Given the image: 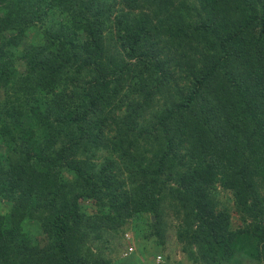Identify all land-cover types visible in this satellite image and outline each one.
<instances>
[{
  "label": "trees",
  "instance_id": "1",
  "mask_svg": "<svg viewBox=\"0 0 264 264\" xmlns=\"http://www.w3.org/2000/svg\"><path fill=\"white\" fill-rule=\"evenodd\" d=\"M122 3L0 0V264H112L90 231L158 234L171 208L208 264H264V0Z\"/></svg>",
  "mask_w": 264,
  "mask_h": 264
},
{
  "label": "rangeland",
  "instance_id": "2",
  "mask_svg": "<svg viewBox=\"0 0 264 264\" xmlns=\"http://www.w3.org/2000/svg\"><path fill=\"white\" fill-rule=\"evenodd\" d=\"M106 1L109 5L113 3L112 0ZM122 1L123 0H117L116 6H113V4L111 5L114 12L115 10L118 11V9L123 6ZM138 11V9H134L132 13H137ZM112 36L105 33V43L106 45L111 43V48L114 50L115 38H112ZM13 53L11 57L13 58L14 66L19 69L22 68V64L17 61L18 59L15 57L18 53L15 50H13ZM109 53H111V51ZM2 149L3 146L0 143V150ZM97 154L99 156L96 162L101 160L100 155L104 157L109 155L105 151L98 152ZM4 177L6 178V176ZM212 193L216 201V209L222 210V208H225L229 214L231 230L244 226L247 227V223L252 221L251 219H247L246 222H244L241 219L240 212L229 192L218 186L216 192L214 190ZM80 202L84 210L90 214H96L99 211L100 213H105V209H100L98 211V209L92 207L90 205L91 203L88 201L81 200ZM8 207L4 199L0 197V210L4 212ZM181 217L180 214L174 215L171 208V212L165 217V223L159 229L158 234L144 230L141 226L137 227V223L133 218L129 220V224L125 226V229L117 235H113V233L108 234L105 228H102L100 230L102 238L98 239L94 237L96 233L92 232L91 234L90 231V234L83 239L85 243H83L84 246L81 252L84 256L88 251H101L112 264H208L207 258L204 257L205 251L203 249H199L196 245H188L189 241L183 235L184 226ZM151 220H154V217H151ZM25 226V232L31 243L36 244L39 248H45L46 246L44 245L50 243L48 244L50 247L52 242L44 233L39 220L28 219ZM125 233L129 234L128 238L125 237ZM128 243L133 246V250L129 255L124 256ZM159 255L161 259L158 260L157 256ZM238 257H240L241 260L240 264H248L242 252Z\"/></svg>",
  "mask_w": 264,
  "mask_h": 264
},
{
  "label": "built area",
  "instance_id": "3",
  "mask_svg": "<svg viewBox=\"0 0 264 264\" xmlns=\"http://www.w3.org/2000/svg\"><path fill=\"white\" fill-rule=\"evenodd\" d=\"M125 236L128 238V237H129V234L126 233ZM132 250H133V246L130 245V243H129V244L127 245V250L124 252V255H125V256L129 255V254L131 253ZM157 259H158V260L161 259V256H160V255L157 256Z\"/></svg>",
  "mask_w": 264,
  "mask_h": 264
},
{
  "label": "clouds",
  "instance_id": "4",
  "mask_svg": "<svg viewBox=\"0 0 264 264\" xmlns=\"http://www.w3.org/2000/svg\"><path fill=\"white\" fill-rule=\"evenodd\" d=\"M126 234V233H125ZM126 237V236H125ZM127 249V248H126ZM125 256V255H124Z\"/></svg>",
  "mask_w": 264,
  "mask_h": 264
}]
</instances>
